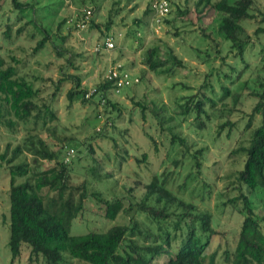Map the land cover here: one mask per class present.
Segmentation results:
<instances>
[{"label":"rangeland","instance_id":"374dc122","mask_svg":"<svg viewBox=\"0 0 264 264\" xmlns=\"http://www.w3.org/2000/svg\"><path fill=\"white\" fill-rule=\"evenodd\" d=\"M23 1L31 3L30 6L18 8L14 6L13 0H0V57L11 62V57L15 56L21 61L16 63L21 72L57 80L62 75V65H67L68 54L59 57L54 48L56 43L61 49L71 51L73 64L68 67L69 71L80 74L82 84L90 92L103 81L107 70L115 62H122L126 69L132 71L133 78H140L139 82L127 86L119 94H109L110 99L122 108L119 111L110 104L107 105L106 100L104 102L97 97L94 102H70L67 92L72 83L68 81L63 83L57 97L53 99L50 96L56 90L51 80H34L35 85L43 89L42 97L52 99L56 114L48 124L52 129H43L40 135L51 149L63 151V156L68 148L75 149L71 159L74 182L79 183L89 177L88 168L93 158L97 157L107 170L112 171L114 178L118 179L116 193L123 194L127 188H131L136 199H140L146 184L155 174L169 175L172 172L170 186L173 191L187 201L194 199L195 203L212 215V225L218 233L213 236L209 247L208 261L213 259L214 264H231L226 261V256L229 254L232 258L243 217L231 205L224 208L222 202L239 195L238 187L241 184L234 173L242 168L244 158L242 155L231 156L230 153L244 140L241 132L247 122V114L256 102L248 96L251 89L244 86L245 81H249V87L254 88L257 74L264 80V61L260 63L261 67L256 68L258 54H252L248 50L247 57L251 64L254 63L252 69L255 72L248 70L238 54L234 56L230 53L222 66L221 58L216 55L214 41L205 38L202 29L206 28L219 41L222 54L229 52L231 42H227L218 33L219 12L203 5L197 6L198 0H169L171 12L161 25L153 21L149 11L150 2L154 0ZM261 10L264 11V0H260L253 10L257 15L256 20L244 22L250 34L261 25ZM87 11H91L87 27L78 28L72 21ZM64 20L66 21L63 22ZM92 20L99 27H91ZM109 21L111 23L108 29ZM21 27L23 28L19 33ZM40 28L41 31L46 29L50 38L43 49L35 51L37 42L43 37ZM109 36L114 37L115 46L98 52L96 45L103 43ZM153 45L171 48L185 66L177 67L173 76H162L149 70L142 59L144 51ZM208 53L210 54L207 56ZM218 71H221V78H217ZM207 78L215 86L213 90L217 94V97L214 96L217 104L212 106L211 102L207 103L211 118L202 129L193 124L194 113L185 121L179 118L178 112L181 109L178 101L180 103L183 96L198 92ZM228 90L230 93L241 92V103L236 105L232 95L224 99L222 95ZM202 91L212 97L209 89L203 88ZM140 101H144L150 108L164 105L166 114L173 115L174 118L165 124L164 130L162 127L156 130L152 126L154 119L149 110L148 119L142 118L135 104ZM225 103L228 106L236 105V111L230 116L220 112ZM228 119L237 123L236 128L231 132L227 128L218 134L219 125ZM172 125L175 127L173 130L185 137L190 146L189 153L184 157L180 154L183 147L171 141ZM146 131L155 135L157 148L146 138ZM27 135L28 131L23 126L16 134L0 126V151H5L10 143L12 152V148L21 144ZM88 148H93L95 153H90ZM201 148L204 150L199 159L203 164L199 175L201 178L197 181L190 174L198 172L197 167H192L191 154ZM144 153L147 155L146 159L143 157ZM25 155L26 159L32 161L29 153ZM176 160L179 162L175 163ZM52 165L54 163L48 160L42 162L43 167ZM111 184L99 186L105 189ZM9 186V169L0 165V264H46L42 258L31 259L27 246H24L22 255L12 262L8 245L10 232L6 196ZM249 189L264 231V190ZM125 221L127 219L122 217L118 220L105 218L103 208L95 201L87 200L82 215L73 220L71 232L84 234L91 230H106L117 222ZM166 260V257L161 258L158 263L162 264ZM71 264L89 263L73 259Z\"/></svg>","mask_w":264,"mask_h":264},{"label":"trees","instance_id":"16d2710c","mask_svg":"<svg viewBox=\"0 0 264 264\" xmlns=\"http://www.w3.org/2000/svg\"><path fill=\"white\" fill-rule=\"evenodd\" d=\"M152 3L153 1L149 6L151 14ZM259 3L260 0H198L197 6L203 5L205 8L210 7L219 12L218 33L227 42H231L229 52L222 54L219 41L217 42L206 28L202 29L204 37L214 41L216 55L221 58L222 66L231 53L234 56L240 55L245 66L251 70L254 63L251 64L247 57L249 50L252 54H258L256 68L261 67L260 63L264 61V11H260L262 26L259 25L252 34L244 25L247 20H256L257 15L253 10ZM13 4L15 7L25 8L31 3L13 0ZM169 5L170 11L167 15L171 12L170 1ZM87 15V12H82L81 16L79 15L72 22L78 28L84 29L89 23L90 16ZM82 21L86 24L84 28L80 26ZM110 23L111 21L107 23L108 29ZM97 26L92 20L91 27ZM22 28L18 30L19 33ZM40 32L43 37L37 42L35 51L43 49L50 38L46 29L41 31L40 28ZM64 40L66 41V38ZM98 46H101V43L96 45ZM54 48L59 57L68 54L67 65H62L60 69L62 75L57 80L38 75L29 76L27 72H21L16 64L21 61L15 56L11 57V62L0 57V126L6 127L12 134H16L21 126L28 131L22 143L13 147L12 152H10V143L7 144L5 151H0V165H5L9 169L10 177L6 196L10 232L8 245L12 262L22 255L24 246H27L30 249L31 259L42 258L46 264H71L73 259L89 264H159V260L165 257L167 260L162 264H214L213 259L208 261L207 257L213 236L218 233L212 225V215L195 203L194 199L187 201L173 191L170 186L172 172L169 175L155 174L146 184L145 192L140 199H136L131 188L129 190L127 188L123 194L116 193L118 179L114 178L112 171L107 170L97 157L93 158L88 168L89 177L79 183L74 182L71 159L75 153L69 156L68 148L63 156V151L51 149L40 135L41 130L52 129L48 124L56 114L51 103L52 99L42 97L43 89L37 87L34 80L44 82L51 80L56 90L50 96L53 99L57 97L63 83L68 81L72 83L71 89L67 92L70 102L75 100L84 103L94 102L97 97L104 102L106 100V104H110L117 111L122 108L110 99L109 94L115 92L112 89L113 82L106 78L87 97L90 89L82 84L81 75L69 71L68 67L73 64L71 51L61 49L56 43ZM142 63L149 70L162 76H173L177 67L185 66L183 60L171 48L160 45L148 47L144 51ZM221 71L217 72V78H221ZM252 72L255 70L252 69ZM244 86L251 89L248 96L256 102L247 114L248 119L241 132L244 140L230 153L231 156L242 155L244 158L242 168L234 173L241 186L238 187L239 195L229 198L222 204L224 208L231 205L233 210L242 215L243 221L235 251L232 258L229 254L226 256V261L231 264H264L262 220L255 212L256 206L250 197L249 189L264 190V80L261 79L260 74H257L254 88L249 87L247 80ZM201 87L198 92L183 96L180 99L183 100L182 102L178 101L181 109L178 116L185 121L194 113L193 124L203 129L207 125V120L211 118L207 103L211 102L212 106H216L217 100L214 96L217 97V94L209 78ZM203 88L209 89L212 97L203 92ZM231 95L236 105L241 103V92L238 91L230 93L228 90L222 97L225 99ZM39 100L43 102L40 103ZM135 104L143 119H148L147 114H152L154 119L152 126L156 130L160 127L164 130L165 124L174 118L173 115L166 114L167 109L164 105L150 108L144 101ZM235 106H228L225 103L220 112L230 116L236 111ZM221 113L220 117L223 116ZM257 120L259 121L256 124ZM236 126V122L228 119L219 125L218 134L227 128L231 132ZM174 128V125L170 128L171 141L184 148V151L183 148L180 151L184 157L189 153L190 146L187 139L174 131ZM35 130L37 132H34ZM146 138L157 148L154 134L146 131ZM88 150L92 154L95 153L93 148ZM203 150L201 148L191 154L192 167H197L198 172L190 174L194 175L197 181L201 178L199 175L203 163L199 156H202ZM28 153L32 156V161L26 159L25 154ZM143 157L147 158L146 153ZM44 160L53 162L54 165L43 167ZM106 183L112 184L105 189L100 188V184ZM203 187L205 188V185ZM87 200H93L102 207L105 218L118 220L122 217L127 221L117 222L106 230L72 234L73 220L82 215Z\"/></svg>","mask_w":264,"mask_h":264},{"label":"built area","instance_id":"2783aa9c","mask_svg":"<svg viewBox=\"0 0 264 264\" xmlns=\"http://www.w3.org/2000/svg\"><path fill=\"white\" fill-rule=\"evenodd\" d=\"M153 21L157 25H161L164 18L167 16L170 11V5L168 0H154L151 5ZM90 16L91 11H87ZM87 15V17H88ZM80 26L84 28L86 26L85 22L82 21ZM115 46L114 37H107L101 46L96 47L97 51H102L103 49H112ZM105 78L113 82V91L115 94H119L124 88L130 86L134 83L139 82V77L133 78L129 69H126L122 62H116L106 72ZM95 90V89H94ZM90 92L87 94V97L90 96ZM74 149H68V155L71 156L74 154ZM67 156V157H69Z\"/></svg>","mask_w":264,"mask_h":264},{"label":"crops","instance_id":"0c3cea01","mask_svg":"<svg viewBox=\"0 0 264 264\" xmlns=\"http://www.w3.org/2000/svg\"><path fill=\"white\" fill-rule=\"evenodd\" d=\"M120 62V61H119ZM116 63V62H115ZM132 72V71H131Z\"/></svg>","mask_w":264,"mask_h":264}]
</instances>
